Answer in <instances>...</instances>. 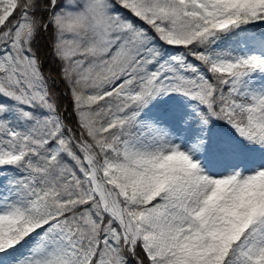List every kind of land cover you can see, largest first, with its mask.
<instances>
[{
    "label": "snow or ice",
    "instance_id": "6c2138e0",
    "mask_svg": "<svg viewBox=\"0 0 264 264\" xmlns=\"http://www.w3.org/2000/svg\"><path fill=\"white\" fill-rule=\"evenodd\" d=\"M257 27L264 0H0V264H264Z\"/></svg>",
    "mask_w": 264,
    "mask_h": 264
},
{
    "label": "trees",
    "instance_id": "16d2710c",
    "mask_svg": "<svg viewBox=\"0 0 264 264\" xmlns=\"http://www.w3.org/2000/svg\"><path fill=\"white\" fill-rule=\"evenodd\" d=\"M47 44H46V39L45 41H42V54L44 52H47ZM51 71L53 73L58 71V65L55 64L54 62L51 61V59H48L45 63V71ZM61 88H63V85H61ZM65 103H67V101H65Z\"/></svg>",
    "mask_w": 264,
    "mask_h": 264
},
{
    "label": "rangeland",
    "instance_id": "374dc122",
    "mask_svg": "<svg viewBox=\"0 0 264 264\" xmlns=\"http://www.w3.org/2000/svg\"><path fill=\"white\" fill-rule=\"evenodd\" d=\"M262 30H264V29H262ZM254 31L259 33L261 30H259V28H255ZM217 127L219 128V130L227 132V129L223 125H217Z\"/></svg>",
    "mask_w": 264,
    "mask_h": 264
}]
</instances>
